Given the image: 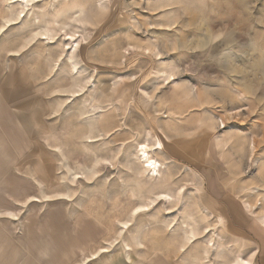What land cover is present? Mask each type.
Listing matches in <instances>:
<instances>
[{"label": "rangeland", "instance_id": "1", "mask_svg": "<svg viewBox=\"0 0 264 264\" xmlns=\"http://www.w3.org/2000/svg\"><path fill=\"white\" fill-rule=\"evenodd\" d=\"M262 186L264 0H0V264H264Z\"/></svg>", "mask_w": 264, "mask_h": 264}, {"label": "bare ground", "instance_id": "2", "mask_svg": "<svg viewBox=\"0 0 264 264\" xmlns=\"http://www.w3.org/2000/svg\"><path fill=\"white\" fill-rule=\"evenodd\" d=\"M16 1L22 2L23 0H16ZM27 2L24 1V3H27ZM24 3H23V5L25 6L26 4H24ZM71 36L68 35V36H66V38L70 39ZM73 41L75 42V40H73ZM75 43H72L71 46L69 47L71 52L74 51V44ZM158 145L159 146H157V147H161L160 146L161 143L159 141H158ZM139 146H140V151H141L140 152V155H141L140 157L143 159V162L145 163L144 165L148 168L149 172H151L150 173L151 176H153V177L158 176L159 172H160V162L150 155L149 150L146 149L147 148V144L146 143H142ZM256 191H259L258 192V194L260 195L259 204H261L260 209L257 212L258 215L256 216V220L258 221L259 225L264 229V186H262L261 188L256 187ZM163 196H164L163 199H165V198L169 199V196H167L166 194H164ZM244 204H245L246 207H248V210L251 213V208L253 207V204L250 203V202H244ZM140 209H142V206H138L135 209H133L132 215L136 214L137 212H139ZM196 235H197L196 233L191 232L190 236H187V238H186L187 242L189 240H195L196 239ZM233 264H251V262L247 258H242V257L238 256L236 259L233 260Z\"/></svg>", "mask_w": 264, "mask_h": 264}, {"label": "crops", "instance_id": "3", "mask_svg": "<svg viewBox=\"0 0 264 264\" xmlns=\"http://www.w3.org/2000/svg\"><path fill=\"white\" fill-rule=\"evenodd\" d=\"M233 206V205H232ZM234 208H236L235 206H234ZM237 209V208H236Z\"/></svg>", "mask_w": 264, "mask_h": 264}]
</instances>
